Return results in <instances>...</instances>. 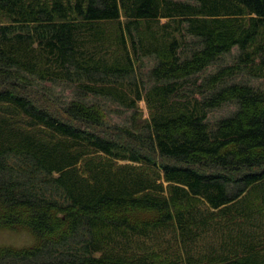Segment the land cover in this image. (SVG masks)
Wrapping results in <instances>:
<instances>
[{
    "label": "trees",
    "instance_id": "trees-1",
    "mask_svg": "<svg viewBox=\"0 0 264 264\" xmlns=\"http://www.w3.org/2000/svg\"><path fill=\"white\" fill-rule=\"evenodd\" d=\"M0 14V229L35 237L0 245V264H264V0H0ZM212 210L248 224L225 250L152 246L195 243Z\"/></svg>",
    "mask_w": 264,
    "mask_h": 264
},
{
    "label": "rangeland",
    "instance_id": "rangeland-1",
    "mask_svg": "<svg viewBox=\"0 0 264 264\" xmlns=\"http://www.w3.org/2000/svg\"><path fill=\"white\" fill-rule=\"evenodd\" d=\"M237 23H240L244 28H248L250 26V15L246 13V11L243 12L240 16L237 18ZM166 18L162 19V22L166 21ZM9 23L8 19L0 14V25H4ZM111 25V24H110ZM264 26V25H263ZM261 27L258 34L254 38L253 41V46L258 45L260 43L264 42V27ZM140 106L144 110V115L145 117L150 116V111L147 107V104L144 100L140 101ZM208 219H210L211 224L209 230L207 229L206 232L202 231L201 235L199 238L196 240L195 243H191L188 245H184L183 241L179 240L177 243H174V240H170L171 233L166 232L162 236V240L157 241L155 245H152L154 248L158 247H166L169 250V253L174 254V251H176V247L179 245L180 247V252L184 253L186 255L187 249L192 252V254L195 255H202L205 257L209 256V253L211 255L216 254L217 250L223 251L222 249V240L225 239V234L227 235V232H232L233 229L236 226L241 225H248L247 221L241 218H233L232 217H227L223 215V213L219 212V210H212L210 213L207 215ZM199 225V226H198ZM196 229L201 228V224H196L194 227H197ZM221 229H216V227ZM225 226V227H224ZM232 226H234L232 228ZM230 234V233H229ZM35 242V237L33 233L28 230V229H7L3 228L0 229V245H9V246H16V247H23V246H28L31 245ZM214 251H212L213 248ZM219 248V249H217ZM225 250V249H224ZM242 252V251H241ZM225 256H219V257H213V259L216 258H221ZM211 258V257H210Z\"/></svg>",
    "mask_w": 264,
    "mask_h": 264
},
{
    "label": "bare ground",
    "instance_id": "bare-ground-1",
    "mask_svg": "<svg viewBox=\"0 0 264 264\" xmlns=\"http://www.w3.org/2000/svg\"><path fill=\"white\" fill-rule=\"evenodd\" d=\"M78 79V78H77Z\"/></svg>",
    "mask_w": 264,
    "mask_h": 264
}]
</instances>
